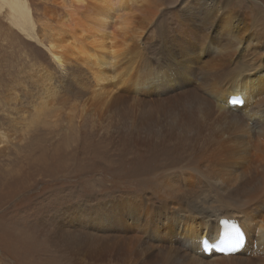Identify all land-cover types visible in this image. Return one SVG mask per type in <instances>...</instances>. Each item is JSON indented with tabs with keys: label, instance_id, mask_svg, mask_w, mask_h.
<instances>
[{
	"label": "bare ground",
	"instance_id": "6f19581e",
	"mask_svg": "<svg viewBox=\"0 0 264 264\" xmlns=\"http://www.w3.org/2000/svg\"><path fill=\"white\" fill-rule=\"evenodd\" d=\"M229 1L182 0L160 28V0H73L65 24L83 52L74 62L54 54L64 43L54 38L46 53L73 90L70 111L106 116L110 152L137 157L119 158L127 182L105 190L96 209L60 211L59 232L65 216L84 222L64 241L67 253L102 264H264V33ZM0 14L42 46L26 0H0ZM238 94L241 108L229 103ZM220 219L247 238L235 255L199 245L217 238Z\"/></svg>",
	"mask_w": 264,
	"mask_h": 264
},
{
	"label": "rangeland",
	"instance_id": "374dc122",
	"mask_svg": "<svg viewBox=\"0 0 264 264\" xmlns=\"http://www.w3.org/2000/svg\"><path fill=\"white\" fill-rule=\"evenodd\" d=\"M26 1L41 45L47 47L55 39L63 41L54 54L74 62L75 54L83 50L74 49L65 24L70 20L67 18L70 11L77 9L73 0ZM180 1L160 0L162 6L156 15L160 18L155 20L158 27L170 23L171 8L180 5ZM186 1L190 4L201 0ZM209 3L213 4L212 0H206ZM228 3V9H241L250 16L252 33L259 32L257 24H261L264 33V0ZM5 18V14H0V264H102L72 253L74 246L69 250L72 254L65 251L64 241L73 237L69 234L75 233L78 224L84 222H70L73 216H65L59 232L58 215L65 208L96 209L95 204L103 200L106 191L127 182L122 170L129 168V164H117L122 159L120 153L110 152L117 147L108 145L115 142L109 140L112 128L106 116L91 121L80 118L76 110L70 111L78 105L69 96L72 88L64 86L65 80L58 77L46 51L18 33ZM219 18L217 27L225 23L224 16ZM110 29H107L112 32L109 37L115 36V28ZM49 93L57 96L51 99ZM133 155L137 157L128 154L121 161L127 162ZM101 157L113 160L114 168L109 169ZM84 227L90 231L88 226ZM87 231L81 234L86 235Z\"/></svg>",
	"mask_w": 264,
	"mask_h": 264
},
{
	"label": "water",
	"instance_id": "95a60500",
	"mask_svg": "<svg viewBox=\"0 0 264 264\" xmlns=\"http://www.w3.org/2000/svg\"><path fill=\"white\" fill-rule=\"evenodd\" d=\"M41 48H42L44 51H46V47H45V46H41Z\"/></svg>",
	"mask_w": 264,
	"mask_h": 264
}]
</instances>
